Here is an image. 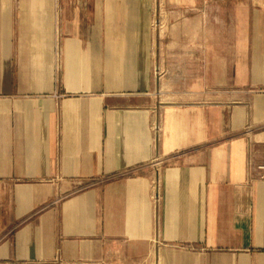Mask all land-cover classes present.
<instances>
[{
  "label": "crops",
  "instance_id": "crops-1",
  "mask_svg": "<svg viewBox=\"0 0 264 264\" xmlns=\"http://www.w3.org/2000/svg\"><path fill=\"white\" fill-rule=\"evenodd\" d=\"M264 0H0V264H264Z\"/></svg>",
  "mask_w": 264,
  "mask_h": 264
},
{
  "label": "built area",
  "instance_id": "built-area-1",
  "mask_svg": "<svg viewBox=\"0 0 264 264\" xmlns=\"http://www.w3.org/2000/svg\"><path fill=\"white\" fill-rule=\"evenodd\" d=\"M256 169L259 172V177L264 180V163L257 165Z\"/></svg>",
  "mask_w": 264,
  "mask_h": 264
}]
</instances>
